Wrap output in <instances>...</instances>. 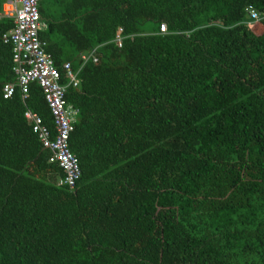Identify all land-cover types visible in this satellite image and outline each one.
<instances>
[{
    "label": "trees",
    "instance_id": "16d2710c",
    "mask_svg": "<svg viewBox=\"0 0 264 264\" xmlns=\"http://www.w3.org/2000/svg\"><path fill=\"white\" fill-rule=\"evenodd\" d=\"M38 8L54 65L78 78L63 84L80 178L61 185L24 116L54 132L40 86L2 95L16 76L1 17L0 264H264V0Z\"/></svg>",
    "mask_w": 264,
    "mask_h": 264
},
{
    "label": "built area",
    "instance_id": "2783aa9c",
    "mask_svg": "<svg viewBox=\"0 0 264 264\" xmlns=\"http://www.w3.org/2000/svg\"><path fill=\"white\" fill-rule=\"evenodd\" d=\"M41 1H8L10 8L4 15L14 18V26L2 36V39L12 45L16 82L5 84L2 95L9 98L18 87L22 97L26 98L30 83L40 86L53 117L54 132L43 123L38 114L27 110L24 116L32 123V131L37 135L42 147L50 152L49 161L56 163L62 170L61 185L73 189L80 178V167L77 157L69 149L68 138L73 131V116L77 115L78 109L67 103L63 81L67 80L76 87L78 78L69 62L63 63L59 71L51 55L46 51V42L39 38V32L45 28L38 8ZM249 17L251 20L249 24L259 20L255 10L250 11ZM160 31H165V25H161ZM123 39L120 29L114 40L118 47H121ZM92 56L93 52L81 54L80 58L85 62ZM92 60L96 62L97 58L93 57Z\"/></svg>",
    "mask_w": 264,
    "mask_h": 264
},
{
    "label": "crops",
    "instance_id": "0c3cea01",
    "mask_svg": "<svg viewBox=\"0 0 264 264\" xmlns=\"http://www.w3.org/2000/svg\"><path fill=\"white\" fill-rule=\"evenodd\" d=\"M8 1L9 0H7L6 2H4V4L2 5V11H0V18L1 17H11V18H13L12 16H6V15H4L5 14V11L8 12L9 11V8H10L9 5H8ZM13 20H14V18H13ZM45 28H46V23H45ZM3 43H5V42L3 41ZM69 105H71V106L74 107V105H72V104H69ZM77 117H78V114L73 116V122H75L77 120Z\"/></svg>",
    "mask_w": 264,
    "mask_h": 264
},
{
    "label": "rangeland",
    "instance_id": "374dc122",
    "mask_svg": "<svg viewBox=\"0 0 264 264\" xmlns=\"http://www.w3.org/2000/svg\"><path fill=\"white\" fill-rule=\"evenodd\" d=\"M253 23H250V25L252 26ZM253 31L256 33V34H259L260 32H262L263 30V25L261 24L260 21H258L257 23L253 24Z\"/></svg>",
    "mask_w": 264,
    "mask_h": 264
},
{
    "label": "clouds",
    "instance_id": "9594fccd",
    "mask_svg": "<svg viewBox=\"0 0 264 264\" xmlns=\"http://www.w3.org/2000/svg\"><path fill=\"white\" fill-rule=\"evenodd\" d=\"M74 127V126H73Z\"/></svg>",
    "mask_w": 264,
    "mask_h": 264
}]
</instances>
